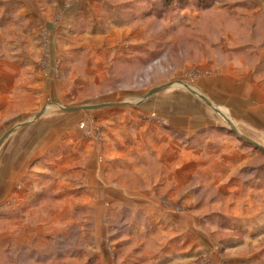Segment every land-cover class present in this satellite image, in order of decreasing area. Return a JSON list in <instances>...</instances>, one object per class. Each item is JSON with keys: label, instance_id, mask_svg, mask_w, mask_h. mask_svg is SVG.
<instances>
[{"label": "rangeland", "instance_id": "1", "mask_svg": "<svg viewBox=\"0 0 264 264\" xmlns=\"http://www.w3.org/2000/svg\"><path fill=\"white\" fill-rule=\"evenodd\" d=\"M241 45L245 47L240 51ZM262 54L264 0H186L171 5L162 0H0V138L14 128L0 144L1 178L7 175L3 164L10 156V143L20 140L21 131L31 132L22 135L31 140L33 131L46 126L51 138L26 165L21 162L24 174L14 181L15 195L14 189L0 187L7 195L0 201V264H134L137 259L148 264L146 256L173 236L162 231L170 224L157 213L170 209L190 211L196 217L195 229L203 226L208 231L206 244L193 229V245L200 241L201 247L193 248L192 264H264ZM239 59L250 65L257 62V83L247 91L250 101L233 95L235 90L227 95L226 100L237 107L233 112V107L219 104L215 90L224 79L233 80L232 69L238 67ZM179 81L197 87L218 106L225 116L216 112L221 125L209 130L231 133L241 151L224 155L234 170L222 165L210 171L209 177L200 175L204 181L199 176L202 171L195 168L191 187L170 186L176 197L159 201L153 193L158 197V191L165 190L174 172L168 165L185 159L178 152L156 165L152 147L157 139L152 133L156 125L167 128L160 108H168L175 99L188 103L187 93L206 107ZM121 102L125 104H109ZM95 104L100 106L77 111L61 108ZM249 104L257 109L256 114L244 120L242 113ZM72 134L78 135L72 141L84 147L81 167L90 162L93 150L98 166L103 167L106 145L144 144L145 163L150 166L126 171L128 177L124 170L113 169L109 180L128 193L144 188L152 193L150 199L129 201L133 207L119 203L115 214L107 218L103 211L110 210V203L92 200L89 193L93 192L85 186L76 189L83 192L85 201L50 198L57 194V186L42 173L63 162L59 148ZM176 138L182 144H207V138L181 134ZM195 152L194 164L218 163L217 156L205 155L207 161ZM215 173L219 179L211 184L209 178ZM190 190L186 200L184 193ZM29 192L36 195L32 202L25 201ZM21 196L23 201H19ZM131 208L139 209L135 216ZM65 209H70V215L63 219ZM144 211L156 213L146 217L141 214Z\"/></svg>", "mask_w": 264, "mask_h": 264}, {"label": "crops", "instance_id": "2", "mask_svg": "<svg viewBox=\"0 0 264 264\" xmlns=\"http://www.w3.org/2000/svg\"><path fill=\"white\" fill-rule=\"evenodd\" d=\"M232 37L234 41L236 35H233ZM132 40L137 41V39L135 38ZM243 47L245 46L241 45L239 47V50H243ZM233 48L235 47L233 46ZM254 52L255 51H251L249 54ZM263 55L264 54L261 55V58L264 57ZM245 59H239L237 61L238 67H234L232 69V72L235 74L232 75L234 77L232 78L234 81L230 79H224L222 84L223 86L218 85L215 90L219 94L217 93L216 95V93L213 91L214 89L212 91L215 94L211 93L212 95H216L217 98L219 97V104L229 108L233 107V112H236L237 107L232 106L233 104L230 102V100H226L227 95H230L233 92H239V95L237 93H234L233 95H236L237 97L240 96V98L246 101H250V95L247 93V91L254 90L255 85L257 83L258 64L257 62H254L253 65H250L249 61L246 62ZM237 73L241 75L238 77ZM221 92L223 93L224 98H221ZM186 95L185 97H187L188 103L175 101V99L174 101L170 100L168 108H160V119H162V121L166 123L167 128L164 124H162V127L159 124L156 125L157 130L153 131L152 133L157 139L154 140L155 143L152 147L153 153L158 159L156 165L165 162V160H167L169 157H176L178 152L183 153L185 158L184 161L182 160L183 162L180 161V164L175 161L174 163H170L168 165L170 168L174 169V172L172 173V175H169L170 178L168 179L166 187H164L165 190H162L165 193H162V191L159 190L158 197L156 196V193H153V198L158 199L159 201H162V199L169 200L171 197H176L175 192L174 194H172L170 186L180 185V187H183L184 185L187 186L188 184V186L191 187L195 168L202 171L201 173H199V176L201 175L203 177V175L207 173L209 177L210 174H213L212 172H210L213 169H219L223 168L224 166H229L227 165L229 164L227 158L224 155L228 154V152L230 155H234L235 153L239 154L241 151L239 143H236V140L234 139L231 133L223 131L220 132L216 129L209 130V128L212 126L221 125L218 113H216L217 111L207 103L206 107L199 105L197 101H194V99L188 97L190 96L188 93ZM185 97L183 101H185ZM109 104L123 105L125 104V102ZM256 110L257 109L254 108L253 104H249V106H247V108L243 110V119L251 120L250 115L256 114ZM23 125L27 126V124ZM44 127L33 131L35 135H30L32 136L31 140L25 139L22 136H26L27 133H31H29V131L24 130L18 134L20 135L18 137L20 139L18 142L16 140L14 142L11 141V147L8 146L10 147V156L8 157V160H6V162H4L3 164L5 168L4 170H6L7 175H3L2 178L0 176V187L1 185L7 186L8 190L12 191L14 189L15 191L16 184L14 181L22 177V175L24 174L22 173L23 165L21 166V162L26 165L29 160H32L33 156L40 153L39 149L42 148L43 142L47 143L51 139H49L48 137V133L50 132L49 127ZM232 130L235 132L234 128ZM42 131L45 132V134H42ZM177 134H181L185 138L192 139L207 138V144L198 146L194 145V143H192L193 141H187V144L186 142L185 144H182L180 143L181 141L177 140ZM200 134L204 135L200 136ZM219 134H223V136L220 137ZM76 137L78 138L77 134H72L71 136H68V140L63 141V145L60 146L59 150L61 151L60 154H62L61 156L63 162L56 166V168L46 169V174L42 173L43 176L47 177L46 181H48V183H53L55 184V186H57V194H51L50 198H54L55 200H61L64 202H81V200L85 201L86 197L82 194L83 192L76 191V189L78 188V190L80 191V187L85 186L86 188L92 190L93 193H89V195L92 196V200L96 202L99 201L100 203H110V210L104 209L103 211L104 217L107 218L109 215H112L114 211L118 210L117 205H119V203L120 205H122L120 207H123L124 205L127 207L132 205L131 207H133V204L129 201L136 200L139 202H144L150 199L149 195H151L152 193H149V191L147 192V190L144 188L132 190V193H128V189H123L121 188L122 185H120L119 183L114 184L112 183V181L109 180V176L111 175V171L113 169L122 171L124 170L123 172L125 176L128 177L127 172H129L130 170H141L150 166L146 165L145 163L146 160L144 159V156H146V153L148 151L146 152L144 144H130V142L126 141V143H124L121 148L108 147V145H106L105 151L107 152H105V154L107 156V159L106 162H104L103 167H100L97 164L96 150H93V152L89 153L90 162H88L86 166L84 165V167H81V160L85 158V154L82 151L84 150V147L82 148L77 145L76 141H72V138L74 139ZM226 147H233V149H226ZM193 152L201 153L203 157L205 155V157L212 155L217 156V158L219 159L218 163L216 165H211L208 161L209 158L204 157V159L208 161L207 163H209L207 166L205 162L194 164L192 162ZM148 162L149 161L147 159V164ZM229 169L234 170V167L229 166ZM121 177L122 179H126L123 174H121ZM209 179L212 184L218 181L219 176L215 173L213 179L212 177H210ZM31 180L32 178L28 179V181ZM201 180L204 179L202 178ZM206 181L208 180L206 179ZM31 183L32 182L28 183L27 187H29ZM154 185L156 186L157 184L155 183ZM187 193L190 195L191 190L184 193L186 200H188L186 195ZM4 194L5 192L3 194L0 192V201L6 200L7 195ZM15 194L16 191L14 192V195ZM10 195L11 194H9V196ZM34 198H36L34 192H29V198H26L25 201L29 200L30 202H32L34 201ZM153 198L151 199V201H153ZM21 200L23 201L22 196L20 197L19 201ZM138 210L139 209L137 208H131L130 212L133 216H135V213H138ZM165 211L157 212L160 216L166 218L168 224H170L168 228H165L162 231L167 234H172L173 236L168 237V240H166L165 244H163L161 247L159 246L160 249L156 251L153 255H149V257L145 255L146 258H149L148 264H192L193 248L196 249L201 244V242L199 241L198 246L193 245V238L195 237H193L192 234L193 229H195V227L197 228V225H195V227L193 226L194 223H197V221H194L196 220V217L190 211L183 213H177L173 209ZM144 213L146 217H149L150 215H154L156 212L151 213L150 211H144L141 214ZM68 215H70V209H65L61 218H68ZM201 227L203 226H200L198 230L195 229L196 233H199L203 241L208 244L206 237L204 236V234H207L208 231L206 232V230H203ZM206 228L208 227L206 226ZM137 256L140 255L137 254ZM146 261H143V259H137L134 264H145Z\"/></svg>", "mask_w": 264, "mask_h": 264}, {"label": "water", "instance_id": "3", "mask_svg": "<svg viewBox=\"0 0 264 264\" xmlns=\"http://www.w3.org/2000/svg\"><path fill=\"white\" fill-rule=\"evenodd\" d=\"M180 84H182L184 87H186L187 89H189L192 93H194L195 95H197L200 99H202L204 102H206L208 105L212 106L217 112L221 113L222 115H224V113H222V111L201 91L199 90L197 87L186 83V82H182L179 81ZM172 83L166 84V85H162L159 87H156L154 89H152L151 91H149L147 96L152 95L155 92L161 91L169 86H171ZM100 106V104H95V105H84V106H63L61 107L63 110L65 111H77V110H81V109H90V108H95ZM42 114V112L38 113L36 115V117H39ZM225 116V115H224ZM229 124L231 125V127H233L235 130V126L232 123V121L230 119H228ZM14 128L8 130L6 133H4L2 135V137L0 138V144L4 141V139L13 131Z\"/></svg>", "mask_w": 264, "mask_h": 264}, {"label": "trees", "instance_id": "4", "mask_svg": "<svg viewBox=\"0 0 264 264\" xmlns=\"http://www.w3.org/2000/svg\"><path fill=\"white\" fill-rule=\"evenodd\" d=\"M165 5H171L174 1L179 3H184L186 0H162ZM199 2H206V0H198Z\"/></svg>", "mask_w": 264, "mask_h": 264}]
</instances>
